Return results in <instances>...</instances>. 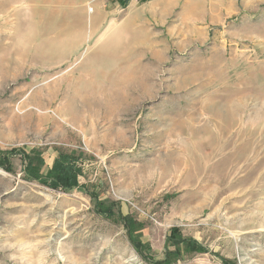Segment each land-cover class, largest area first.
<instances>
[{"label":"rangeland","instance_id":"rangeland-1","mask_svg":"<svg viewBox=\"0 0 264 264\" xmlns=\"http://www.w3.org/2000/svg\"><path fill=\"white\" fill-rule=\"evenodd\" d=\"M0 170V264H264V0H0Z\"/></svg>","mask_w":264,"mask_h":264},{"label":"trees","instance_id":"trees-1","mask_svg":"<svg viewBox=\"0 0 264 264\" xmlns=\"http://www.w3.org/2000/svg\"><path fill=\"white\" fill-rule=\"evenodd\" d=\"M16 151V150H15ZM17 153V152H16ZM24 153H26L24 151ZM11 155L15 154V152H11ZM27 154V153H26ZM29 155V154H27ZM25 157V156H24ZM43 158V157H42ZM39 158V166L30 167L28 169L25 168V174L33 179H38L43 184L54 190H62L64 192H71L80 187V177L82 176V169L79 167L77 160H75L72 156L68 155H60L53 161L49 171L46 175L42 174V167L44 166L45 160ZM46 165V163H45ZM95 197V196H94ZM96 198V197H95ZM100 207L98 209L104 210L102 208V203L98 201ZM100 210V211H101ZM112 209H105L104 213H106L107 218L112 215ZM167 247L172 246L175 247L176 250L173 252L167 250L166 258L161 261L155 260L153 264H173L170 261V257H178L184 256L189 253H208L209 249L203 244L199 243L194 239H186L179 234L178 228H174L170 231V234L167 237ZM135 246L141 249V246L135 242ZM223 264H233L229 260L222 259Z\"/></svg>","mask_w":264,"mask_h":264},{"label":"built area","instance_id":"built-area-1","mask_svg":"<svg viewBox=\"0 0 264 264\" xmlns=\"http://www.w3.org/2000/svg\"><path fill=\"white\" fill-rule=\"evenodd\" d=\"M141 1H143V0H127V2H129V3H139ZM145 1H148V0H145Z\"/></svg>","mask_w":264,"mask_h":264},{"label":"bare ground","instance_id":"bare-ground-1","mask_svg":"<svg viewBox=\"0 0 264 264\" xmlns=\"http://www.w3.org/2000/svg\"><path fill=\"white\" fill-rule=\"evenodd\" d=\"M0 173L3 174V175H6V173L2 170H0Z\"/></svg>","mask_w":264,"mask_h":264},{"label":"crops","instance_id":"crops-1","mask_svg":"<svg viewBox=\"0 0 264 264\" xmlns=\"http://www.w3.org/2000/svg\"><path fill=\"white\" fill-rule=\"evenodd\" d=\"M171 1H174V0H171ZM152 2H155V1H149V3H152Z\"/></svg>","mask_w":264,"mask_h":264}]
</instances>
